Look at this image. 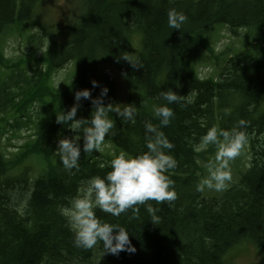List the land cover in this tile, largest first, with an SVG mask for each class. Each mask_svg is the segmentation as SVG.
I'll use <instances>...</instances> for the list:
<instances>
[{"label":"trees","instance_id":"16d2710c","mask_svg":"<svg viewBox=\"0 0 264 264\" xmlns=\"http://www.w3.org/2000/svg\"><path fill=\"white\" fill-rule=\"evenodd\" d=\"M77 1L74 8H79L78 3L83 6L81 18L68 24V38L57 39L55 35L64 32L54 31L49 20L36 16L37 4L43 0H0V37L6 30L19 31L13 27L16 24L38 28L37 35L18 34L27 38L30 50L26 54L37 57L36 66L46 64L48 69L45 76L32 68L24 69L28 77L8 74L14 64L0 47L4 89L0 94L4 114L0 118V264H234V250H230L243 243H251L263 253L264 0ZM171 9L187 16L180 30L168 27ZM216 24L229 26L238 35L242 28L257 32L262 40L236 54L231 49L230 55L222 54L228 56L218 79L203 78L185 57L195 37ZM139 37L137 49L134 43ZM45 39L50 44L38 57ZM70 62L78 65L76 80L64 90L56 91L52 84L48 87L50 75L52 79L55 71ZM218 63L220 66L222 61ZM105 64L113 65L125 80L127 95L122 104L114 80L102 69ZM93 81L98 82L97 87ZM105 87L108 93L101 97ZM85 89L90 90L91 98L78 102L77 120L91 118L95 107L92 100L97 98L105 107L137 108L135 122H122L116 113H109L114 127L104 143L115 149L116 156L125 152L135 157L147 151L146 135L151 134H146L145 124L149 122L174 145L169 154L177 165L166 173L174 181V201H147L119 216L96 210L103 222L128 231L134 253L104 252L102 242L92 249L75 247L74 233L59 211L90 178L111 171V157L105 158L101 151H83L82 129L73 131L67 124L57 123V116L77 103L76 92ZM170 90L183 96L179 103L168 104L160 96L161 91ZM44 94L54 102L58 99V108L37 133L26 136L22 133L32 125L28 113L32 100ZM159 106L174 112L167 127H160L159 118L153 115L154 107ZM9 108L14 116L9 115ZM241 119L246 126L238 130L245 132L252 154L248 171L221 197L206 199L196 191L201 171L198 159H206L197 146L210 128L230 131ZM52 131L55 137L51 139ZM76 136L80 137L81 157L78 169L69 171L56 154L58 140ZM7 139L8 145L4 143ZM21 139L24 143L17 152L9 153L12 141ZM32 156L47 162L38 169L42 173L35 180L30 174L36 173V166L24 165ZM16 200L23 207L16 206ZM146 205L158 209L156 223L150 220Z\"/></svg>","mask_w":264,"mask_h":264},{"label":"clouds","instance_id":"9594fccd","mask_svg":"<svg viewBox=\"0 0 264 264\" xmlns=\"http://www.w3.org/2000/svg\"><path fill=\"white\" fill-rule=\"evenodd\" d=\"M186 21L187 16L183 12L169 10V28L180 30ZM123 59L129 61L125 56ZM92 84L93 87L98 86L96 81ZM107 93L108 89L103 88L101 97ZM160 96L168 104L179 103L183 97L172 90L161 91ZM82 98L90 99V90L76 92L77 103L69 111H63L57 116V123L67 124L73 131L82 129L85 153L102 150L105 137L114 127L109 113H116L122 122H135L136 107L127 105L121 109L111 104L105 107L101 98L92 100L95 107L90 119L77 120L75 117L80 106L78 102ZM153 115L159 118L160 127H167L174 117V112L167 106H159L154 107ZM245 126L246 121L241 119L238 126L230 131L212 127L202 136L201 147L215 145L217 150L214 161L207 165V175L196 185L197 192L202 193L205 189L215 192L226 190L232 180L230 162L241 155L247 144L245 132L238 130ZM145 132L151 134L146 135V152L135 157L120 152L110 161L111 171L103 177L90 178L84 187L78 189L77 195L69 200L68 206L60 208V214L66 218L69 229L74 233L75 247L92 249L98 242H102L104 252L113 255H118L121 251L134 253L136 249L131 243L128 231L123 227L103 222L97 217L96 210L119 216L135 205H145L147 201L161 204L176 199L174 181L166 175L177 165L174 157L169 154L174 145L164 132L151 122L145 124ZM79 140L80 137L76 136L74 139L64 138L58 142L56 154L59 155L60 162L66 170L78 169L81 157ZM100 167L103 168L104 165ZM146 210L151 214L150 220L156 223L155 213L158 209L146 205Z\"/></svg>","mask_w":264,"mask_h":264},{"label":"rangeland","instance_id":"374dc122","mask_svg":"<svg viewBox=\"0 0 264 264\" xmlns=\"http://www.w3.org/2000/svg\"><path fill=\"white\" fill-rule=\"evenodd\" d=\"M42 1V0H40ZM78 2L77 0H43V2L38 3L36 7V16L39 19V15L42 19L49 20L51 22V26L53 30H60L64 32V35L60 36L61 33L55 35L57 39L69 37L67 33L69 31L68 24H75L79 18H81V11L83 9L82 4L78 3L79 8H74V4ZM35 15V14H34ZM45 27L47 26L44 24ZM15 30L12 31L6 30V34L1 35L0 37V47L3 50L5 56L10 60L11 64H14L13 70H9L8 74H13L14 72L20 77H28V75H24V69L27 71L29 69L38 70L40 73L46 74L47 67H37L35 63L37 57L33 53L26 54V50H30V47H27V38L18 34L20 31L26 33L27 36L37 35L39 32L38 28L33 27L28 29L26 26H18L17 24L13 26ZM24 28L23 30H20ZM250 35V41H247V35ZM71 35V34H70ZM260 34L257 32L249 33L245 29L239 30V35L234 34L231 29L224 25L217 24L212 28L204 30L201 34H198L195 37V42L192 45V50L189 51V54L186 55V62L192 64L193 67L197 69L199 75L203 78L213 77L218 79L219 71L224 67V63L222 62L220 66H218V61L222 54L227 53L230 54V49L233 54L238 53L242 50H247L250 46H256V43L260 42L262 39L260 38ZM140 37L135 39V47L139 49ZM50 42L45 39L41 44L38 50V57L41 56L46 49L48 48ZM204 46H208L213 48L214 53H212L209 49ZM26 54V55H25ZM25 55V56H24ZM39 64V63H37ZM78 69V65H77ZM103 71L108 73L115 82L117 94L121 104L124 102L126 98V83L122 77V74L111 64H105L102 66ZM75 70L76 65L73 63L66 64L62 69L58 70L53 76L47 80V86L50 87L52 84L55 87L56 91L64 89L66 85H69L71 81L75 79ZM3 77L0 76V94L4 92L2 85ZM61 82V83H60ZM60 83V84H59ZM109 88L110 86L107 85ZM17 91V90H14ZM28 95V94H27ZM30 97H34L32 95H28ZM59 100L55 99V102L52 101V98L49 94H44L41 97H37L32 100V103L29 108V117H31L32 125L28 130H24L22 134H34L37 133L40 127L48 120L51 113H55L58 108ZM9 115L14 116V112L9 108ZM3 112L0 110V118L3 116ZM55 134L52 131L49 135V138H54ZM9 138V137H8ZM48 138V139H49ZM18 140V139H17ZM13 140L12 143L14 146L8 147L9 153L17 152V147H19L24 141L21 139L20 141ZM5 144L8 143V139L4 141ZM8 145V144H7ZM101 152L105 153V158L111 157L112 159L116 156L115 149L106 143L102 144ZM211 148H213V153H211ZM197 150L199 153H203L205 157L209 160L208 163L205 160L198 159L199 165L201 167V171L199 173V180L207 175V165L210 162H213L215 159L216 146L208 145L207 147H201L200 144L197 146ZM100 152V151H99ZM251 150L249 142H247L246 146L241 152V155L235 158L230 162V169L232 180L228 184L226 190L222 192H215L211 190L205 189L202 192V197L208 199L209 197H221L226 191L230 188L234 187L239 183L244 175L248 171V166L251 161ZM36 166L34 169L36 173L30 174L31 180H35L42 172H39L38 169L41 168L42 164L47 166V162L43 157L32 156L28 161L25 162V166H29L30 164ZM21 199V198H19ZM17 201V200H16ZM23 201V200H22ZM19 202V201H17ZM16 206L23 207V203L19 202ZM237 248V249H236ZM234 250L231 253V258L234 261V264H264V252L259 253L257 247L251 243H243L238 247H234L230 251ZM230 251L227 253L226 258Z\"/></svg>","mask_w":264,"mask_h":264},{"label":"bare ground","instance_id":"6f19581e","mask_svg":"<svg viewBox=\"0 0 264 264\" xmlns=\"http://www.w3.org/2000/svg\"><path fill=\"white\" fill-rule=\"evenodd\" d=\"M260 251V250H259ZM261 252V251H260Z\"/></svg>","mask_w":264,"mask_h":264}]
</instances>
